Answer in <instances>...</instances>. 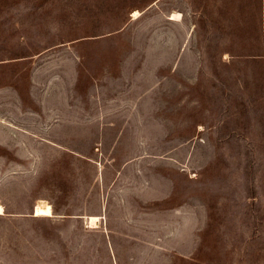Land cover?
<instances>
[{"label":"rangeland","instance_id":"374dc122","mask_svg":"<svg viewBox=\"0 0 264 264\" xmlns=\"http://www.w3.org/2000/svg\"><path fill=\"white\" fill-rule=\"evenodd\" d=\"M0 206V264H264V0H0Z\"/></svg>","mask_w":264,"mask_h":264},{"label":"bare ground","instance_id":"6f19581e","mask_svg":"<svg viewBox=\"0 0 264 264\" xmlns=\"http://www.w3.org/2000/svg\"><path fill=\"white\" fill-rule=\"evenodd\" d=\"M139 15V11L134 10L133 11V16L136 18ZM170 19L172 20H179V14L173 13L170 16ZM43 204V203H42ZM35 216H51L52 215V208L49 204L45 205H37L34 209ZM3 213V208L0 206V214ZM99 217L98 216H89L88 217V223L90 225H95L98 221Z\"/></svg>","mask_w":264,"mask_h":264}]
</instances>
